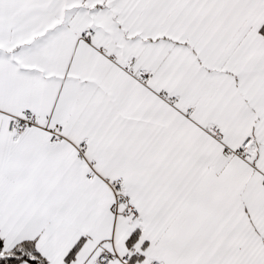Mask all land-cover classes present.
Masks as SVG:
<instances>
[{"label":"snow or ice","instance_id":"snow-or-ice-1","mask_svg":"<svg viewBox=\"0 0 264 264\" xmlns=\"http://www.w3.org/2000/svg\"><path fill=\"white\" fill-rule=\"evenodd\" d=\"M0 264H264V0H0Z\"/></svg>","mask_w":264,"mask_h":264}]
</instances>
